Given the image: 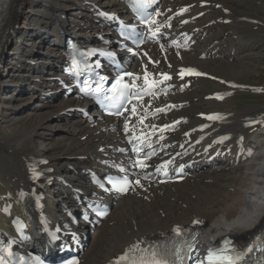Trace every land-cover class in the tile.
Returning a JSON list of instances; mask_svg holds the SVG:
<instances>
[{
    "label": "bare ground",
    "instance_id": "obj_1",
    "mask_svg": "<svg viewBox=\"0 0 264 264\" xmlns=\"http://www.w3.org/2000/svg\"><path fill=\"white\" fill-rule=\"evenodd\" d=\"M49 1L10 0L6 10L7 27L0 48V208L7 201H18L14 212L22 213L32 206V192H40L45 213L57 221L65 220L66 212L77 208L75 189H92L84 169L97 167L100 160L114 156L110 147L119 145L122 137L119 121L101 116L83 100L56 94L59 88L49 77L56 74L59 35L68 30L78 37L87 36L85 27L93 23V16L83 0ZM92 1L122 8L116 0ZM214 2L222 9L239 8L233 0ZM186 4H190V15L203 12L190 26L197 29L196 34H206L197 36L189 52L169 54V63L187 64L218 75L226 72L228 81L234 84H216L227 95L217 102L203 98L213 91L212 82L193 80L186 93L176 97L184 103L183 108L166 119L186 118L185 131L201 122L196 113L215 111L218 120L203 133L204 143L221 133L228 134L222 148L226 149L227 160L177 185L141 184L115 200L110 214L93 231L79 224V229L87 231L80 264H106L135 240L154 238L169 232L173 225L193 220L203 221L199 237L209 244L245 239L264 224V108L257 112L249 105L244 109L228 105L237 94L264 91V86H246L234 78L240 70L252 69L258 52L255 42L243 38L251 26L238 25L239 16L231 11L226 17L216 15L209 0L163 2V6L174 8ZM20 18L23 23L17 25ZM224 18L233 25L226 37L219 32ZM258 28H264V23ZM56 38L58 43L52 46L50 41ZM201 53L208 56L200 59ZM69 107H83L95 118L84 119L75 109L72 111L77 114L58 116L69 113ZM251 117L258 118L260 124L247 127L245 122ZM171 135L180 138V132ZM239 145L247 147L249 156L245 160L235 158ZM30 161H37L42 169L38 186L31 181ZM8 221L0 213V227L8 229Z\"/></svg>",
    "mask_w": 264,
    "mask_h": 264
},
{
    "label": "snow or ice",
    "instance_id": "obj_2",
    "mask_svg": "<svg viewBox=\"0 0 264 264\" xmlns=\"http://www.w3.org/2000/svg\"><path fill=\"white\" fill-rule=\"evenodd\" d=\"M189 73H191L193 70L188 69ZM183 74V73H182ZM199 75V73H196ZM131 75V74H129ZM148 74H145V84H147L150 87L154 86L156 83L155 81L149 83ZM165 79H169L167 75L164 76ZM104 78L101 77V80ZM135 82L133 81V84L131 87H135ZM125 87H128V85H125ZM100 85H97L96 91H101ZM147 91V90H145ZM138 94L133 93L131 97L129 98V103H131V99H141ZM159 111V110H158ZM132 113L135 115L136 113V106H132ZM117 115H121V113L117 112ZM215 118V117H209ZM142 122V121H141ZM128 124L125 123V131L127 132ZM150 146V145H149ZM134 151L139 152V148L134 147ZM137 166L143 168L146 165L142 161H137ZM139 183V181H137ZM122 191H126L127 187L125 185L124 188L121 189ZM193 225L202 224L203 221L200 220H193ZM182 229L177 226L173 229V232H175L176 236L179 237L182 235ZM192 240L195 239V235L193 233H189ZM140 243H136L131 245L128 249L125 250V252L116 258L114 264H184L185 257L187 259H194L193 256L189 255L193 251L194 244L191 243L189 239H183L179 242L173 243L172 247H165V246H156L153 245L150 248H141ZM232 242L230 240L225 239L223 241V246H216V247H210L207 250L206 255L203 257V259H195V264H242V262L247 257L248 253H251L253 251V248L249 246L246 250L240 249L237 250L235 247H232ZM260 251H264V249H260ZM71 264H76L75 261L71 262Z\"/></svg>",
    "mask_w": 264,
    "mask_h": 264
},
{
    "label": "rangeland",
    "instance_id": "obj_3",
    "mask_svg": "<svg viewBox=\"0 0 264 264\" xmlns=\"http://www.w3.org/2000/svg\"><path fill=\"white\" fill-rule=\"evenodd\" d=\"M234 1H236L238 7L240 6L238 9H241V10H235L232 8L233 10H235V13H237L238 15L252 16L264 22V0H234ZM49 2L51 3L52 1ZM22 21L23 18H20L17 25H22L23 23ZM239 24H243V23L239 22ZM230 28H231L230 25L223 26L222 29L220 28L221 29L220 32H222L223 34H227L229 33L228 31L230 30ZM246 33L247 34H244L243 38L245 37L244 38L245 40L246 39L248 40L249 38V40L255 42L256 46H258V48L256 49L258 52H256L254 61L252 62V67H251L252 69L250 70L249 67V69L247 70H240L238 75L234 78L244 83H252L254 84V87H263L264 86V28L250 29ZM9 50L7 49L6 51L9 53ZM2 73H3V68L0 69V74ZM222 73L223 75H227L228 77V74L226 72H222ZM56 91H58V89ZM252 91L253 90L247 92H252ZM261 93H264V91ZM56 94L59 95L60 98H63L60 95L61 94L60 92H56ZM72 104L76 105L77 102H74ZM79 105L81 106V104ZM228 105L231 106V109L234 108L244 109L248 107L253 109L257 108L254 110L258 112L264 108V94L261 97H256V96L246 97V95H239L233 98L232 102L229 103ZM67 114L69 116H72L77 113L75 111H71L69 113L59 114L58 116L60 115L68 116Z\"/></svg>",
    "mask_w": 264,
    "mask_h": 264
}]
</instances>
